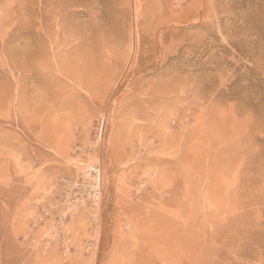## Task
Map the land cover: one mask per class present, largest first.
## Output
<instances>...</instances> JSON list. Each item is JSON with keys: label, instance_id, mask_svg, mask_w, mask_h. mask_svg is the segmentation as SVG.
<instances>
[{"label": "rangeland", "instance_id": "1", "mask_svg": "<svg viewBox=\"0 0 264 264\" xmlns=\"http://www.w3.org/2000/svg\"><path fill=\"white\" fill-rule=\"evenodd\" d=\"M0 264H264V0H0Z\"/></svg>", "mask_w": 264, "mask_h": 264}, {"label": "built area", "instance_id": "2", "mask_svg": "<svg viewBox=\"0 0 264 264\" xmlns=\"http://www.w3.org/2000/svg\"><path fill=\"white\" fill-rule=\"evenodd\" d=\"M103 127H104V121L103 119L99 118L94 126L92 135H93V141L99 142L102 140L103 135ZM90 173L93 175L92 177L95 179L94 186L90 187L89 191V201L91 204L96 205L98 201V190L96 189L97 183L99 181L98 172L93 167L90 168Z\"/></svg>", "mask_w": 264, "mask_h": 264}]
</instances>
